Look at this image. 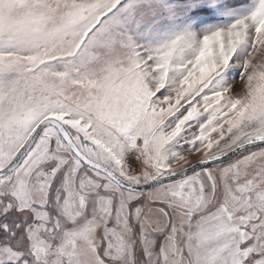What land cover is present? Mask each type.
<instances>
[{
    "label": "snow or ice",
    "instance_id": "obj_1",
    "mask_svg": "<svg viewBox=\"0 0 264 264\" xmlns=\"http://www.w3.org/2000/svg\"><path fill=\"white\" fill-rule=\"evenodd\" d=\"M0 264H264V0H0Z\"/></svg>",
    "mask_w": 264,
    "mask_h": 264
}]
</instances>
